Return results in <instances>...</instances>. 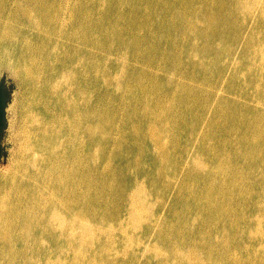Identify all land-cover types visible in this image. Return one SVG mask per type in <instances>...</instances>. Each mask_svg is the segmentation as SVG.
<instances>
[{
  "label": "bare ground",
  "instance_id": "bare-ground-1",
  "mask_svg": "<svg viewBox=\"0 0 264 264\" xmlns=\"http://www.w3.org/2000/svg\"><path fill=\"white\" fill-rule=\"evenodd\" d=\"M9 4L0 63L43 100L0 176V264H264V0Z\"/></svg>",
  "mask_w": 264,
  "mask_h": 264
},
{
  "label": "rangeland",
  "instance_id": "rangeland-1",
  "mask_svg": "<svg viewBox=\"0 0 264 264\" xmlns=\"http://www.w3.org/2000/svg\"><path fill=\"white\" fill-rule=\"evenodd\" d=\"M68 3V0H66ZM75 3L77 0H71ZM144 1V0H143ZM88 5L91 7V3L88 1ZM11 4L6 6L5 14L0 13V36L4 37L8 34L10 26H13L12 23L7 19V15L11 11ZM114 19V15L107 21H103V27H106ZM95 25H98L96 22ZM94 33L98 32L96 28L93 30ZM145 36V33L142 34ZM146 45V47L150 46ZM98 47L93 45L91 47L92 58H102L103 52L98 51ZM41 58V57H40ZM45 62L44 60H41ZM137 68H141L148 75L155 77L154 82L156 86H162V73L160 68L154 67L153 65H136ZM183 65L181 66V71H183ZM207 76H212L207 74ZM190 83V82H189ZM146 84H149V81H146ZM0 85L3 86L5 92V115H4V126L0 132V176H4L9 173L16 165H21L24 160L22 159V148L23 142L25 140V132L29 130L31 126V113L35 111L38 107L42 110V91L41 83L39 76L37 77V82L35 84L31 83L30 79L26 75L22 77H17L13 70L4 62L0 63ZM103 86V83H101ZM99 85V86H101ZM225 88V86H223ZM234 88V87H233ZM204 96L206 99L209 97L210 89L204 87ZM234 92H238L237 90ZM219 94L224 95V91L221 90ZM230 101L229 95L226 97ZM239 102H244V98L237 99ZM198 104V103H197ZM45 105V102H44ZM199 106V104H198ZM212 117L209 114L207 117ZM120 119V118H118ZM198 136H195V140ZM178 181L181 182L184 178V171L180 172ZM171 191L167 193L163 207L161 206L158 211H168L169 206L171 205L170 196ZM164 218L163 214L159 215ZM163 218L160 219L162 222ZM159 222V223H160ZM125 262L124 264H127ZM143 261H139L137 264H142ZM214 264H226L225 261L216 259Z\"/></svg>",
  "mask_w": 264,
  "mask_h": 264
},
{
  "label": "water",
  "instance_id": "water-1",
  "mask_svg": "<svg viewBox=\"0 0 264 264\" xmlns=\"http://www.w3.org/2000/svg\"><path fill=\"white\" fill-rule=\"evenodd\" d=\"M4 115H5V92L3 86L0 85V132L4 126Z\"/></svg>",
  "mask_w": 264,
  "mask_h": 264
}]
</instances>
